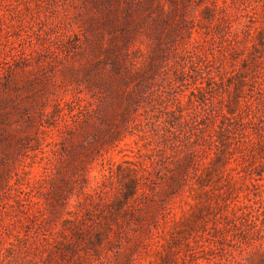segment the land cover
Listing matches in <instances>:
<instances>
[{
    "label": "rangeland",
    "instance_id": "obj_1",
    "mask_svg": "<svg viewBox=\"0 0 264 264\" xmlns=\"http://www.w3.org/2000/svg\"><path fill=\"white\" fill-rule=\"evenodd\" d=\"M0 264H264V0H0Z\"/></svg>",
    "mask_w": 264,
    "mask_h": 264
}]
</instances>
